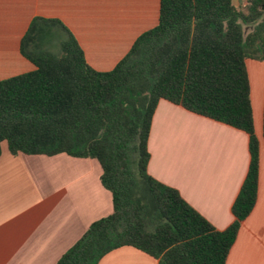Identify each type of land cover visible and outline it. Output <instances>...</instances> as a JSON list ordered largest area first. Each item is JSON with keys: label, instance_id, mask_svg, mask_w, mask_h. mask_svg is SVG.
I'll use <instances>...</instances> for the list:
<instances>
[{"label": "trees", "instance_id": "16d2710c", "mask_svg": "<svg viewBox=\"0 0 264 264\" xmlns=\"http://www.w3.org/2000/svg\"><path fill=\"white\" fill-rule=\"evenodd\" d=\"M263 6L264 0L245 7L160 0L157 25L105 72L87 64L59 20H31L20 52L35 69L0 80V151L5 142L11 154L95 159L112 196V212L92 222L55 264H97L126 245L158 264L225 263L257 194L259 142L245 61H264ZM160 99L248 134L247 173L232 204L234 220L223 230L147 172Z\"/></svg>", "mask_w": 264, "mask_h": 264}, {"label": "crops", "instance_id": "0c3cea01", "mask_svg": "<svg viewBox=\"0 0 264 264\" xmlns=\"http://www.w3.org/2000/svg\"><path fill=\"white\" fill-rule=\"evenodd\" d=\"M245 7L247 0H232ZM160 0H0V80L35 69L20 40L35 17L59 20L89 66L109 71L135 39L155 27ZM254 133L259 142L255 204L240 222L224 264H264V61H245ZM147 172L177 189L217 230L232 221V204L249 164L248 134L160 99L147 142ZM92 158L0 151V264H55L95 220L112 212V196ZM97 264H158L132 247Z\"/></svg>", "mask_w": 264, "mask_h": 264}, {"label": "rangeland", "instance_id": "374dc122", "mask_svg": "<svg viewBox=\"0 0 264 264\" xmlns=\"http://www.w3.org/2000/svg\"><path fill=\"white\" fill-rule=\"evenodd\" d=\"M50 48L53 50H56L57 49V42L55 41L53 44H51Z\"/></svg>", "mask_w": 264, "mask_h": 264}, {"label": "water", "instance_id": "95a60500", "mask_svg": "<svg viewBox=\"0 0 264 264\" xmlns=\"http://www.w3.org/2000/svg\"><path fill=\"white\" fill-rule=\"evenodd\" d=\"M263 8H264V6H263Z\"/></svg>", "mask_w": 264, "mask_h": 264}]
</instances>
